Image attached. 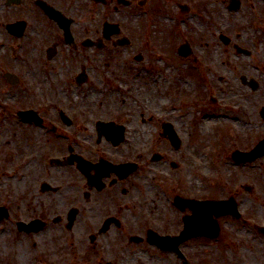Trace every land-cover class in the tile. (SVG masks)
I'll list each match as a JSON object with an SVG mask.
<instances>
[{"label": "flooded vegetation", "instance_id": "1", "mask_svg": "<svg viewBox=\"0 0 264 264\" xmlns=\"http://www.w3.org/2000/svg\"><path fill=\"white\" fill-rule=\"evenodd\" d=\"M156 11H163L157 24L162 18L168 21L165 34L179 35L175 44L168 38L166 44L180 61L192 62L189 74L201 75L193 65L198 59L195 42L182 32L188 23L228 28L226 35L218 34L221 44L234 57L249 60L246 69L259 70L260 77H240L249 95L259 93L261 100L247 97L244 112H232L231 145L224 155L231 169L233 198L238 210L241 206L240 217H229L234 223L249 226L244 199L239 202L237 197L251 195L264 181V148L254 158L246 156L264 141V36H257L264 35V0H0V87L16 93L12 98L16 104H9L7 111L21 108L16 117L6 115L16 123L39 128L49 148L55 150L38 165L31 191L22 184L16 202L7 197L0 200V264H152L153 253L161 258L174 254L187 263V254L182 252L187 240L174 239L181 232L180 226L171 232L164 217L152 218L157 191H171L161 181L159 167L167 164L166 153L181 150L177 134L179 143L174 147L162 131L163 151L149 153L150 158L140 162L139 157L120 150L127 137L119 116V120H95L93 134H86L88 129L79 123L83 111L73 105H65L67 113H51L41 110L37 95L22 98V93H32L40 86L13 66L17 60L35 59L40 66L50 65L61 58L62 46L73 52L103 50L108 45L129 47L136 42L143 48L151 47L144 44L142 38L147 36L143 30L146 22L151 25ZM239 13L244 24L253 21L255 25H243L237 31ZM135 60L141 62L143 57L138 55ZM77 69H71L63 80L65 86L80 90L90 78L84 67ZM72 89L63 91L66 98L78 96ZM92 95L96 93L79 91L81 100ZM23 112L30 113L20 115ZM162 123L161 129L170 124ZM78 161L86 163L84 172ZM27 167L19 165V169ZM169 168L170 174V170H180L181 164L170 162ZM175 197L182 196L174 195L172 206L183 212L175 205ZM261 226L253 229L264 238L258 230Z\"/></svg>", "mask_w": 264, "mask_h": 264}, {"label": "rangeland", "instance_id": "2", "mask_svg": "<svg viewBox=\"0 0 264 264\" xmlns=\"http://www.w3.org/2000/svg\"><path fill=\"white\" fill-rule=\"evenodd\" d=\"M159 12L163 13L156 11L151 25L148 22L144 25L147 38L142 39L151 47L143 48L136 42L129 47L108 45L103 50L83 48L73 52L62 46L61 58L50 65L40 66V61L35 59L17 60L13 66L22 69L28 79H34L40 86L32 93H22V98L31 99V95H37L41 110L48 109L51 113H67L69 110L65 105H73L80 113L83 111L79 123L81 128L88 129L86 134H93L95 120L105 117L116 120L119 116L127 137L120 150L124 155L139 157L140 162L147 161L149 153L163 151L162 121L172 125L180 138L181 150L166 153L168 162L159 167L161 181L171 191H157L152 218L164 217L171 224V232H175L179 226L182 229V218L191 213L188 209L181 212L172 206L174 195L195 200L233 197L231 169L224 156L231 145L230 117L234 111L244 112L247 97L261 100L259 93L249 95L240 83L241 76L257 78L260 75L258 68H245L249 60L234 57L221 44L218 34L226 35L230 31L228 28L207 24L196 27L192 23L183 27L182 32L195 42L194 52L198 59L193 65L201 75L189 74L193 69L192 62L180 61L166 44V38L175 44L179 35L175 32L170 36L165 34L168 21L162 18L157 24ZM244 19L242 15L236 19L237 31L243 29V25H255L253 21L244 24ZM138 55L143 57L141 62L135 60ZM78 66L85 68L90 79L86 87L75 90V87L65 86L63 76L71 69L79 71ZM133 82H136V88L131 87ZM51 86H55L54 90ZM68 88H73L71 92L75 91L78 96L74 98L71 94L66 98L63 91ZM3 89L0 87V200L7 197L16 202L21 196L22 184L29 191L33 189V181L39 174L38 165L54 155L55 150L49 148L48 140L39 128L9 120L7 115L16 117L21 108L7 111L9 104H16L12 100L16 93ZM79 91H91L96 95L89 97V101L81 100ZM210 97L216 103L212 104ZM250 105L253 107L254 103ZM204 117L211 121L201 127ZM170 162H180V170H170L169 174ZM24 164L28 167L19 169V165ZM237 199L239 202L244 199L243 208L250 214L247 217L249 226L234 223L230 217H221L217 220L220 228L217 239L199 237L187 241L186 249H182L187 254V263L174 254H165L161 258L153 253L152 264H264V238L253 229L254 225L264 224V181L251 195L241 194Z\"/></svg>", "mask_w": 264, "mask_h": 264}, {"label": "water", "instance_id": "3", "mask_svg": "<svg viewBox=\"0 0 264 264\" xmlns=\"http://www.w3.org/2000/svg\"><path fill=\"white\" fill-rule=\"evenodd\" d=\"M24 114L28 113H21L20 115ZM164 131L168 134L172 144L175 145L178 140L171 126L165 125ZM119 133L122 135V129L119 131ZM263 146L264 142L260 143L254 149L251 155L253 153L255 154L256 152H259L264 148ZM79 168L83 169L84 165L79 163ZM175 204L181 209L188 207L192 212L190 216L184 218V228L180 236L177 238V242L196 236L215 238L219 233V227L216 218L224 215L238 216L236 205L233 199H229L227 201H194L177 198L175 199ZM261 233H264V228L261 229ZM163 245L165 244L163 243ZM172 249H176V247Z\"/></svg>", "mask_w": 264, "mask_h": 264}, {"label": "bare ground", "instance_id": "4", "mask_svg": "<svg viewBox=\"0 0 264 264\" xmlns=\"http://www.w3.org/2000/svg\"><path fill=\"white\" fill-rule=\"evenodd\" d=\"M162 104V103H160ZM210 119H208L207 117H204L203 122L201 123V127L207 126L210 123Z\"/></svg>", "mask_w": 264, "mask_h": 264}]
</instances>
